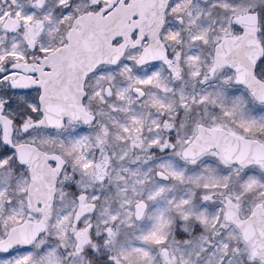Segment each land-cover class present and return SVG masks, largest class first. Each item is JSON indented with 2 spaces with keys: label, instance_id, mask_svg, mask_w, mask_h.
I'll list each match as a JSON object with an SVG mask.
<instances>
[{
  "label": "snow or ice",
  "instance_id": "6c2138e0",
  "mask_svg": "<svg viewBox=\"0 0 264 264\" xmlns=\"http://www.w3.org/2000/svg\"><path fill=\"white\" fill-rule=\"evenodd\" d=\"M0 264H264V0H0Z\"/></svg>",
  "mask_w": 264,
  "mask_h": 264
}]
</instances>
